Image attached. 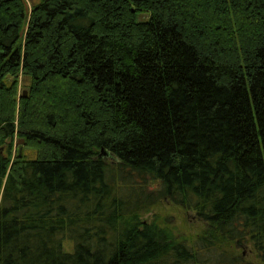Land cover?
<instances>
[{
    "label": "trees",
    "instance_id": "16d2710c",
    "mask_svg": "<svg viewBox=\"0 0 264 264\" xmlns=\"http://www.w3.org/2000/svg\"><path fill=\"white\" fill-rule=\"evenodd\" d=\"M32 1L0 0V264H264V0Z\"/></svg>",
    "mask_w": 264,
    "mask_h": 264
},
{
    "label": "rangeland",
    "instance_id": "374dc122",
    "mask_svg": "<svg viewBox=\"0 0 264 264\" xmlns=\"http://www.w3.org/2000/svg\"><path fill=\"white\" fill-rule=\"evenodd\" d=\"M30 2L33 3L32 0H30ZM25 84L26 82L22 83L23 86ZM22 92H26L27 94V90H23ZM18 146H24V140L19 141ZM25 149L30 158L36 157V152L29 150V148ZM144 219L149 222L155 221V223L160 225L165 224L169 226L177 236H186L188 238L196 237L205 228L204 224L198 220L195 214L185 211L170 201H162V203L155 207L150 214L145 215ZM72 247V241L66 240L64 242V248L67 252H71ZM242 251L243 250H241V252ZM247 259L251 262L256 260L253 255L250 256L249 254H247Z\"/></svg>",
    "mask_w": 264,
    "mask_h": 264
},
{
    "label": "water",
    "instance_id": "95a60500",
    "mask_svg": "<svg viewBox=\"0 0 264 264\" xmlns=\"http://www.w3.org/2000/svg\"><path fill=\"white\" fill-rule=\"evenodd\" d=\"M24 95H26V92H24ZM23 141V140H22ZM22 150L20 151V154H21Z\"/></svg>",
    "mask_w": 264,
    "mask_h": 264
}]
</instances>
